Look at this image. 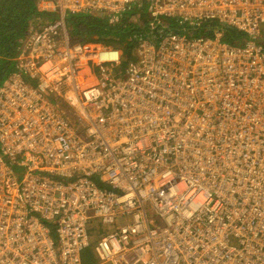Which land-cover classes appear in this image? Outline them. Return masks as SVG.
<instances>
[{
	"label": "built area",
	"instance_id": "obj_1",
	"mask_svg": "<svg viewBox=\"0 0 264 264\" xmlns=\"http://www.w3.org/2000/svg\"><path fill=\"white\" fill-rule=\"evenodd\" d=\"M147 2L192 28L142 36L123 64L73 26L86 14L116 24ZM38 11L0 85V264H237L253 236L264 246V0Z\"/></svg>",
	"mask_w": 264,
	"mask_h": 264
},
{
	"label": "trees",
	"instance_id": "obj_2",
	"mask_svg": "<svg viewBox=\"0 0 264 264\" xmlns=\"http://www.w3.org/2000/svg\"><path fill=\"white\" fill-rule=\"evenodd\" d=\"M40 0H0V85L11 72L21 42L33 24H39L37 15ZM145 7L131 6L116 24L108 23L104 17L86 14L78 22L79 34L85 40L101 42L106 46L114 44L124 52L123 64L130 59L132 49L140 43L144 35L154 36L156 40L178 33L183 28L192 27L180 25L177 17L160 15L158 21L155 17L147 15ZM149 13V12H148ZM230 31V32H229ZM230 38L234 36L233 30L225 29L224 34ZM188 37L210 36L212 30H191ZM100 38H93V36ZM92 37V38H91ZM264 47V36L260 39ZM233 43V42H232Z\"/></svg>",
	"mask_w": 264,
	"mask_h": 264
},
{
	"label": "bare ground",
	"instance_id": "obj_3",
	"mask_svg": "<svg viewBox=\"0 0 264 264\" xmlns=\"http://www.w3.org/2000/svg\"><path fill=\"white\" fill-rule=\"evenodd\" d=\"M214 36V33L210 36H207L208 38H212ZM92 38V37H91ZM93 38H100V36H93ZM66 42L68 43H72L74 41L73 38H66L64 39ZM75 42V41H74ZM233 43L235 44V46H239V43H237L236 41H233ZM220 79H224L223 77H219ZM252 136H254V133L252 132L251 134L249 135H246V142H249L250 139L252 138ZM263 139H259V144L257 146V148H255L252 153H251V156L250 157H247L246 158V162H249V163H255L257 157H259V154L260 152L262 151V145H263ZM223 152L219 151L217 153V157L218 158H221L223 157ZM11 167L15 170V171H18L21 175H23L25 173V170L23 167H18L17 164H14L12 163L11 164ZM258 179H263L264 180V177H258ZM261 184V183H259ZM51 225H54V226H57L58 223H56L53 219H49L48 220ZM255 222L256 225L258 226L259 230H263L264 231V219L261 220V219H258L256 220ZM160 225H163L162 224V221H157L155 222L152 226L153 227H159ZM258 233V232H257ZM80 234H73L72 237L75 241H79L80 239ZM260 235L259 234H256L255 236H253L250 240H248L246 242L247 245L249 244H254L256 245L255 248H253L252 245H249V248L251 250H248V251H252L251 253H246V254H239V253H243V249H238L237 250V255H244V258L239 260V262L237 264H255V256L261 252L264 251V246L263 245H259L258 242H257V238L259 237ZM264 237V232L261 233V238Z\"/></svg>",
	"mask_w": 264,
	"mask_h": 264
},
{
	"label": "rangeland",
	"instance_id": "obj_4",
	"mask_svg": "<svg viewBox=\"0 0 264 264\" xmlns=\"http://www.w3.org/2000/svg\"><path fill=\"white\" fill-rule=\"evenodd\" d=\"M151 3L152 2H147V5H148L147 11L156 12V6L155 5H151ZM101 15H105V13H102ZM147 15L153 17V15L149 14L148 12H147ZM84 16H86V15H82L79 18L81 19ZM77 23H78V21L74 22L73 26L75 27L77 25ZM152 37H154V36H152ZM94 245L95 244L93 243L92 246H94Z\"/></svg>",
	"mask_w": 264,
	"mask_h": 264
}]
</instances>
